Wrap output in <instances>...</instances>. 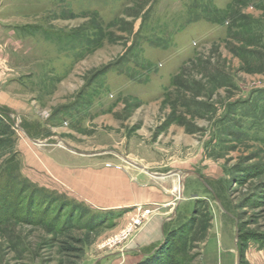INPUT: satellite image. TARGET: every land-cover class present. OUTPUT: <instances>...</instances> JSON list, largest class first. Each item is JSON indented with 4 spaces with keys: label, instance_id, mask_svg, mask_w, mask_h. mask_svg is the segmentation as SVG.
<instances>
[{
    "label": "rangeland",
    "instance_id": "obj_1",
    "mask_svg": "<svg viewBox=\"0 0 264 264\" xmlns=\"http://www.w3.org/2000/svg\"><path fill=\"white\" fill-rule=\"evenodd\" d=\"M11 83L27 109L4 110L0 182L102 217L78 264H135L162 242L175 264H264V0H0ZM101 180L120 190L90 188ZM135 185L169 203L152 231ZM67 211L58 224L5 215L0 264H61Z\"/></svg>",
    "mask_w": 264,
    "mask_h": 264
},
{
    "label": "trees",
    "instance_id": "obj_2",
    "mask_svg": "<svg viewBox=\"0 0 264 264\" xmlns=\"http://www.w3.org/2000/svg\"><path fill=\"white\" fill-rule=\"evenodd\" d=\"M200 20L208 23L213 22L205 17L200 18ZM9 115L3 109H0V137L3 136L2 129L6 128L4 119H9ZM3 177L2 180L5 179ZM3 182L6 183L2 185L0 182V223L3 222L5 215H8L14 219L19 218L21 223L36 224L52 213L54 217L50 220V223L58 224L62 212L67 209L64 221L58 229L59 235L65 238L59 241L58 251L62 257L61 264H78L85 250L92 245L97 236V228L101 226L102 217L91 213L89 209L80 204L59 200L38 189L29 190L24 185L15 186L13 178ZM74 232L81 235H74ZM169 236L171 234H168ZM173 248L171 243L167 246L165 242H162L154 252L146 255L136 264H175V256L172 253ZM72 258H74V261H72Z\"/></svg>",
    "mask_w": 264,
    "mask_h": 264
},
{
    "label": "crops",
    "instance_id": "obj_3",
    "mask_svg": "<svg viewBox=\"0 0 264 264\" xmlns=\"http://www.w3.org/2000/svg\"><path fill=\"white\" fill-rule=\"evenodd\" d=\"M12 85V86H11ZM0 109L7 110L9 112L13 113H21L23 110L25 111L27 109V104L24 99V90H21L18 85L10 84L6 86H1L0 85ZM59 171V170H58ZM59 174V173H58ZM56 174V175H58ZM68 183L71 187H79V188H84V187H89V184H84V181L81 179H78L81 174L78 171L74 170H67L65 171ZM57 177V176H56ZM86 187V188H87ZM118 187L119 184L116 181H97L92 184V187L90 188H95L99 193L100 191H114L116 193V190H120ZM133 193L132 196L135 199V204L138 206L141 205H148L150 208V214H151V220L149 222L148 228L154 230L155 229V222L158 220H161V222H165L167 218H163L164 210L163 208L168 207L169 203L166 201V197L164 196L163 193L159 192L156 187H151L150 190H145L139 188V186L135 185L133 186ZM104 193V192H103ZM113 193V192H112ZM133 199V200H134ZM157 239H152L151 241L148 240L144 242L147 245H150L152 243H155ZM143 244V243H142ZM140 260H138L136 263H138ZM135 263V264H136Z\"/></svg>",
    "mask_w": 264,
    "mask_h": 264
},
{
    "label": "water",
    "instance_id": "obj_4",
    "mask_svg": "<svg viewBox=\"0 0 264 264\" xmlns=\"http://www.w3.org/2000/svg\"><path fill=\"white\" fill-rule=\"evenodd\" d=\"M33 143H38L36 141H33ZM55 145H60L62 147H64L66 150L74 153V154H77V155H81V156H95V155H98V154H101V153H85V152H81V151H78V150H75L73 149L72 147H70L69 145L61 142V141H58L57 143H55ZM121 157V156H120ZM126 163H128L129 165L135 167L136 169H139V170H142L144 171L146 174L152 176V177H155V178H160L161 176L160 175H155V174H152L151 172H149L148 170H146L144 167L140 166V165H137L131 161H129L128 159H126L125 157H121Z\"/></svg>",
    "mask_w": 264,
    "mask_h": 264
},
{
    "label": "built area",
    "instance_id": "obj_5",
    "mask_svg": "<svg viewBox=\"0 0 264 264\" xmlns=\"http://www.w3.org/2000/svg\"><path fill=\"white\" fill-rule=\"evenodd\" d=\"M10 116V118H11V115H9ZM144 215V214H143ZM143 215H140V216H137L136 218H135V220L133 221V224L134 225H139L140 223H141V220H142V218L144 217Z\"/></svg>",
    "mask_w": 264,
    "mask_h": 264
},
{
    "label": "bare ground",
    "instance_id": "obj_6",
    "mask_svg": "<svg viewBox=\"0 0 264 264\" xmlns=\"http://www.w3.org/2000/svg\"><path fill=\"white\" fill-rule=\"evenodd\" d=\"M128 164V163H127ZM162 177V176H161ZM160 177V178H161ZM175 182H176V186L174 187V190H176V191H178L179 193H180V191H181V184H179L180 183V179H177V180H175ZM170 193V192H169Z\"/></svg>",
    "mask_w": 264,
    "mask_h": 264
}]
</instances>
